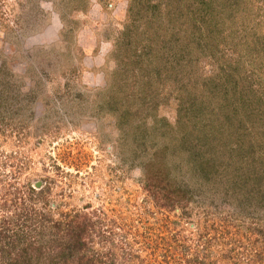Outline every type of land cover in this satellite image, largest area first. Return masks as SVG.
Wrapping results in <instances>:
<instances>
[{"label":"rangeland","instance_id":"rangeland-1","mask_svg":"<svg viewBox=\"0 0 264 264\" xmlns=\"http://www.w3.org/2000/svg\"><path fill=\"white\" fill-rule=\"evenodd\" d=\"M167 2L0 0V200L40 182L34 188L49 189L55 219L70 210L97 213L96 228H111L116 246L130 253L123 264H174L163 262L160 243L175 232L191 235L198 262L229 264L209 240L224 233L238 246L235 264H264L263 235L244 231L259 219L219 221L228 209L217 219V203L205 197L190 202L185 216L161 208L144 182L159 171L160 154L171 169L174 154H184L164 146L183 139L190 124L176 122L187 108L217 106L207 98L213 87L219 97L228 92L233 110L236 83L264 101V0L205 2L214 52L191 44L186 4L175 25L171 14L164 18ZM260 112L241 130L255 137V154H264V105Z\"/></svg>","mask_w":264,"mask_h":264},{"label":"trees","instance_id":"trees-1","mask_svg":"<svg viewBox=\"0 0 264 264\" xmlns=\"http://www.w3.org/2000/svg\"><path fill=\"white\" fill-rule=\"evenodd\" d=\"M205 2L207 0H181L178 8L174 0H168L164 18L171 14L175 25L179 20L177 10L183 11L186 4L191 13L187 22V27L190 25L191 29V44L196 50L202 48L214 52L207 46L208 39L212 37V14ZM125 32L127 36L128 30ZM180 49L189 51L190 47L182 44ZM227 74L233 77V70L229 69ZM238 85L234 84L231 91L233 98L241 93L232 100L235 110L228 104V92L220 89L219 97L213 87L207 98L212 100L214 97L216 107L210 108L208 103L201 107L195 105L191 114L187 108L183 115L178 116V127L186 122L190 125L184 128L183 139L178 144L172 136L171 144L165 145L164 150L169 148L174 152L177 149L184 154H174L176 162L173 169L166 165L168 157L160 154L159 171L151 176L145 174L144 182L147 191L161 208H178L181 214L189 216L186 210L188 204L198 197H205L210 199V205L217 203L211 212L217 219L223 206L228 209L222 213L224 216L219 221L228 219V222H241L242 219L251 224L259 219L257 226L245 228L244 231L249 230L264 237V154H255V137H247L241 132L246 121L255 124L262 117L260 111L264 101L244 83V89L236 90ZM250 95L251 100L248 98ZM204 111L207 112L206 116ZM124 113L130 114V108ZM192 134H195L196 140L192 139ZM223 135H226V139ZM25 189L22 192L16 188V192H7L0 200V210L4 214L0 216V264H123L125 258L131 256L120 248L122 244L116 246V233L111 228L106 227L101 232L96 228L101 223L97 213L70 210L55 219L46 207L49 206V201L45 199L49 189L42 186L36 190L30 183ZM38 202L42 205L36 206ZM111 234L114 237H109ZM225 237L228 236L224 233L216 234L209 240L215 244L220 260L235 264L239 260L238 246L231 238L226 241ZM209 240L203 242L205 249L209 248ZM160 241L167 240L160 238ZM191 242L189 233H172L168 243H160L163 262L204 264L203 260L198 262L192 256ZM116 247L120 248L119 252Z\"/></svg>","mask_w":264,"mask_h":264},{"label":"water","instance_id":"water-1","mask_svg":"<svg viewBox=\"0 0 264 264\" xmlns=\"http://www.w3.org/2000/svg\"><path fill=\"white\" fill-rule=\"evenodd\" d=\"M35 188H39L40 187V182H36L34 185Z\"/></svg>","mask_w":264,"mask_h":264}]
</instances>
